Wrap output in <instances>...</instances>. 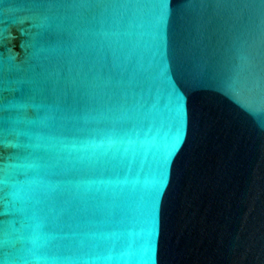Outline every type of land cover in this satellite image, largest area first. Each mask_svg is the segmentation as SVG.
Instances as JSON below:
<instances>
[{"label": "water", "instance_id": "95a60500", "mask_svg": "<svg viewBox=\"0 0 264 264\" xmlns=\"http://www.w3.org/2000/svg\"><path fill=\"white\" fill-rule=\"evenodd\" d=\"M146 4L0 3V152L46 138L0 171L4 264H264V4Z\"/></svg>", "mask_w": 264, "mask_h": 264}, {"label": "snow or ice", "instance_id": "6c2138e0", "mask_svg": "<svg viewBox=\"0 0 264 264\" xmlns=\"http://www.w3.org/2000/svg\"><path fill=\"white\" fill-rule=\"evenodd\" d=\"M3 0H0L2 3ZM43 2V0H41ZM167 0H147L146 6L155 10L154 14L163 17L166 13L167 9L165 7ZM259 3L264 4V0H259ZM91 7V5H89ZM6 91H12V89H6ZM29 94L33 93L32 89L27 90ZM17 94L25 92V87L21 85L16 89ZM23 107V106H22ZM26 107H30L34 110H39L41 105L39 103L33 102ZM183 123H184V108L181 104H177L174 109L173 115V127L176 130V140L178 141L180 135L183 131ZM8 131L7 129L5 130ZM123 133V129L119 127H115L112 125H105L103 127L96 128L93 131L94 138L101 145H116L120 142L119 138ZM143 135V133L141 134ZM46 138L40 135L32 136L27 138L26 142L17 140L15 144L9 145L5 140L2 142V146L5 149L4 152H0V163L4 164V168L0 169L2 172H7L8 169L12 168H31L35 170L38 167V164L32 163L33 161H40L44 159L45 153L43 152L45 146ZM174 146V145H173ZM11 149V150H9ZM14 159H23L25 163L21 164H13L11 161ZM168 160L167 157L161 158L157 162V175L159 176L158 182L155 184L153 190L150 193V203L152 210V218H153V226L155 224V213L157 208L158 197L160 196V188L163 185V178L167 173ZM0 199H7V194L0 196ZM11 204V201L8 202ZM39 227V225H37ZM0 243L9 244L10 239L8 238V234L5 233V238L0 240ZM0 264H4V261H0Z\"/></svg>", "mask_w": 264, "mask_h": 264}]
</instances>
